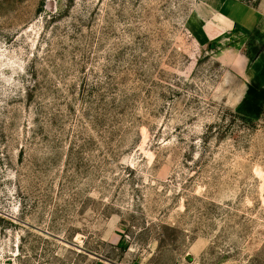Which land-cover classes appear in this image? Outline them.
Wrapping results in <instances>:
<instances>
[{"label": "rangeland", "instance_id": "rangeland-1", "mask_svg": "<svg viewBox=\"0 0 264 264\" xmlns=\"http://www.w3.org/2000/svg\"><path fill=\"white\" fill-rule=\"evenodd\" d=\"M198 2L0 0V264H264V93Z\"/></svg>", "mask_w": 264, "mask_h": 264}, {"label": "crops", "instance_id": "crops-1", "mask_svg": "<svg viewBox=\"0 0 264 264\" xmlns=\"http://www.w3.org/2000/svg\"><path fill=\"white\" fill-rule=\"evenodd\" d=\"M192 22L236 81L235 108L246 105L254 92H264V0H199Z\"/></svg>", "mask_w": 264, "mask_h": 264}, {"label": "trees", "instance_id": "trees-1", "mask_svg": "<svg viewBox=\"0 0 264 264\" xmlns=\"http://www.w3.org/2000/svg\"><path fill=\"white\" fill-rule=\"evenodd\" d=\"M262 93V92H261ZM264 93V92H263ZM255 94H259L258 92H254L253 94H251L248 98H247V101L248 100H250V101H252L253 100V98H254V95Z\"/></svg>", "mask_w": 264, "mask_h": 264}]
</instances>
